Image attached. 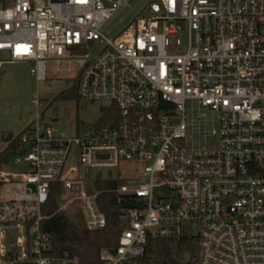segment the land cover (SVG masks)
<instances>
[{
	"label": "built area",
	"instance_id": "2783aa9c",
	"mask_svg": "<svg viewBox=\"0 0 264 264\" xmlns=\"http://www.w3.org/2000/svg\"><path fill=\"white\" fill-rule=\"evenodd\" d=\"M132 1L0 4V65L5 55L28 63L37 87L16 169L0 170V189L10 187L0 194V264H84L50 254L43 214L60 183L71 199L59 212L82 204L90 231L107 226L103 190L86 192L74 159L87 176L122 180L112 192L131 206L102 264H136L151 236L199 264H264V0ZM50 73L79 98L109 103L81 136L41 121L39 85ZM189 101L197 102L190 126ZM210 113L218 149L189 148V130L217 134ZM122 163L140 174L114 176Z\"/></svg>",
	"mask_w": 264,
	"mask_h": 264
},
{
	"label": "rangeland",
	"instance_id": "374dc122",
	"mask_svg": "<svg viewBox=\"0 0 264 264\" xmlns=\"http://www.w3.org/2000/svg\"><path fill=\"white\" fill-rule=\"evenodd\" d=\"M140 0H133L132 5H136ZM142 6H140L135 14H138ZM127 11L123 12L109 27L111 28L122 16L126 14ZM134 14V15H135ZM122 27V26H121ZM112 37V35H107ZM101 46H96L92 53L100 51ZM30 67L29 64L26 65ZM51 68V64H49ZM31 75V74H30ZM49 82L41 83L39 85L40 90V105L39 112L41 115V121L45 124H50L55 129L62 134H65L67 137H77L81 136L86 130L91 126L96 124L102 118V107L107 106V102H90L78 97L76 93V87H72L70 81H55L49 74ZM32 79V78H31ZM66 79V77H63ZM10 95L6 99L5 105L1 108L0 111V122L12 118L14 119H25L34 120L36 117V107L32 103V99L37 91L36 83L34 79L31 81L21 80L13 83L12 86H9ZM63 92L62 96L61 93ZM14 93V94H12ZM195 108H197V102H188L187 103V117L186 122L188 126L192 123V113ZM196 112V111H195ZM209 118H213L215 121L214 130L217 134L209 135L208 137L204 134H199L197 131L192 133L189 130L188 132V141L187 146L189 148L196 149H207V150H217L219 147V125H218V114H209ZM14 133V138L18 135L17 132ZM13 157L1 165L0 170H14L16 167L13 165ZM77 165L80 169L79 175L81 181L86 189V192L89 194H94L99 190H102L99 187V183L109 182L107 179V171H103V176L100 180L96 179L97 171H92L90 176H87L85 169L78 163L77 159L73 160V166ZM141 172L140 166L135 163L127 164L122 163L114 171L113 175L117 176L118 174L122 178L137 177ZM10 187L3 186L0 189L1 197L4 198L7 190ZM70 197L67 192H63L60 198V206L67 204L70 201ZM69 215H72L76 222L85 224L87 223V217L82 209V204L72 206L71 209L64 211ZM182 264H199L198 260L193 257L191 254L184 252L181 257Z\"/></svg>",
	"mask_w": 264,
	"mask_h": 264
},
{
	"label": "trees",
	"instance_id": "16d2710c",
	"mask_svg": "<svg viewBox=\"0 0 264 264\" xmlns=\"http://www.w3.org/2000/svg\"><path fill=\"white\" fill-rule=\"evenodd\" d=\"M4 2L5 0H0V4ZM72 88L73 86L70 87ZM62 94L63 92L60 96ZM22 134L23 132L13 138L7 149L0 154V167L19 153L22 147ZM122 184V180L99 183V187L103 190L99 198V207L106 214L108 223L104 229L97 231H90L85 224L76 222L72 215L64 211L59 212L62 186L60 183L55 184L43 208L44 216L48 217L45 225L50 229V254L62 256L65 252H69L79 256L84 264H102V250L118 246L122 231L119 213L122 209L131 207L125 202H119L118 196L112 192ZM183 253L184 249L181 245L151 236L144 255L136 259V264H182Z\"/></svg>",
	"mask_w": 264,
	"mask_h": 264
},
{
	"label": "crops",
	"instance_id": "0c3cea01",
	"mask_svg": "<svg viewBox=\"0 0 264 264\" xmlns=\"http://www.w3.org/2000/svg\"><path fill=\"white\" fill-rule=\"evenodd\" d=\"M28 63L25 62H13L8 59V56H4L3 61L0 65V111L1 108L5 105L6 99L10 95L9 86H12L16 81H31L32 75H30ZM32 78V79H31ZM14 94V93H12ZM33 103V99H32ZM32 119H6L0 122V154L4 152L9 143L2 141L1 136L4 132H17L18 134L23 132L29 124L32 122ZM14 138V133H13Z\"/></svg>",
	"mask_w": 264,
	"mask_h": 264
},
{
	"label": "water",
	"instance_id": "95a60500",
	"mask_svg": "<svg viewBox=\"0 0 264 264\" xmlns=\"http://www.w3.org/2000/svg\"><path fill=\"white\" fill-rule=\"evenodd\" d=\"M1 139L5 143H10L12 141V139H13V133L12 132H4L2 134V136H1ZM45 229H46L47 232H50V229H49L48 226H46ZM112 253L114 254L115 251H112Z\"/></svg>",
	"mask_w": 264,
	"mask_h": 264
}]
</instances>
